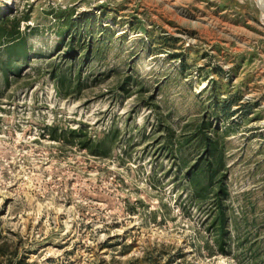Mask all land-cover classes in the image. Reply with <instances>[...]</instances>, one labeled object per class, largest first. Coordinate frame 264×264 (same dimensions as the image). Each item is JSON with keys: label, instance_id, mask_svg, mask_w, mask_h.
<instances>
[{"label": "rangeland", "instance_id": "1", "mask_svg": "<svg viewBox=\"0 0 264 264\" xmlns=\"http://www.w3.org/2000/svg\"><path fill=\"white\" fill-rule=\"evenodd\" d=\"M263 1L0 0L26 37L0 35V241L28 264H264Z\"/></svg>", "mask_w": 264, "mask_h": 264}, {"label": "trees", "instance_id": "2", "mask_svg": "<svg viewBox=\"0 0 264 264\" xmlns=\"http://www.w3.org/2000/svg\"><path fill=\"white\" fill-rule=\"evenodd\" d=\"M7 21V16H3L0 19V23H6ZM2 34L8 37V40L3 43L6 44L5 49L8 56L21 55L26 52V37L20 29L16 31L14 29H9L6 26H0V35ZM68 51L69 53H74L77 51V46L75 45L74 41L68 44ZM204 141L209 151L215 150L214 145L211 143L210 136H204ZM224 191V184L223 182H221V186L216 196L217 199L214 221L217 223L218 228H220V230H223L221 233L222 235H224V229L226 228L227 222V210L224 204V197L221 195V193H223ZM0 264H28V261H26V257H24V254L21 255L20 247L17 244H15L13 246V249H11V244H8L6 241H0Z\"/></svg>", "mask_w": 264, "mask_h": 264}, {"label": "bare ground", "instance_id": "3", "mask_svg": "<svg viewBox=\"0 0 264 264\" xmlns=\"http://www.w3.org/2000/svg\"><path fill=\"white\" fill-rule=\"evenodd\" d=\"M263 1V0H262ZM264 2V1H263Z\"/></svg>", "mask_w": 264, "mask_h": 264}]
</instances>
